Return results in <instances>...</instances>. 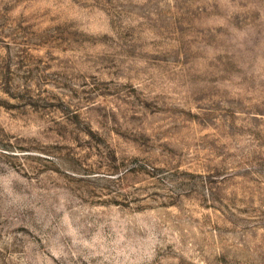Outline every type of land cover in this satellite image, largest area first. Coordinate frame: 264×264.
I'll return each mask as SVG.
<instances>
[{"label":"rangeland","instance_id":"1","mask_svg":"<svg viewBox=\"0 0 264 264\" xmlns=\"http://www.w3.org/2000/svg\"><path fill=\"white\" fill-rule=\"evenodd\" d=\"M0 264H264V0H0Z\"/></svg>","mask_w":264,"mask_h":264}]
</instances>
